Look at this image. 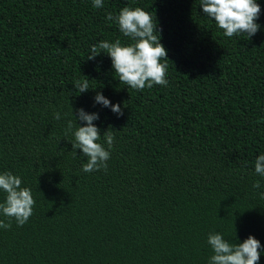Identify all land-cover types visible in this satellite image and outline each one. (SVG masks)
I'll use <instances>...</instances> for the list:
<instances>
[{"label":"trees","instance_id":"obj_1","mask_svg":"<svg viewBox=\"0 0 264 264\" xmlns=\"http://www.w3.org/2000/svg\"><path fill=\"white\" fill-rule=\"evenodd\" d=\"M103 3L0 0V173L20 176L36 202L25 225L0 228V264H208L209 233L254 236L264 264L254 166L264 154V0L251 39L225 37L201 0ZM126 6L158 22L166 87L133 90L107 55L87 59L99 41L131 43L106 20ZM83 76L92 81L79 94ZM97 92L123 116L94 104ZM71 107L98 113L101 136L113 132L107 171L83 172L87 158L65 135Z\"/></svg>","mask_w":264,"mask_h":264},{"label":"clouds","instance_id":"obj_2","mask_svg":"<svg viewBox=\"0 0 264 264\" xmlns=\"http://www.w3.org/2000/svg\"><path fill=\"white\" fill-rule=\"evenodd\" d=\"M92 7L99 9L104 7L103 0H92ZM203 13L211 19L218 29L223 30L225 37L246 35L248 39L255 36L260 30L256 23L259 19L261 8L257 0H201ZM106 20L118 25L119 31L131 43L126 45L120 39L115 42L107 40L90 45L87 59L95 60L101 53L107 55L112 62L114 74L119 77L120 84H124L133 90L142 91L151 89L155 85H168V58L167 50L160 42L162 37L158 29V22L153 19L149 11L140 7H123L118 15L108 13ZM163 61V62H162ZM77 80L74 83L79 94L90 90L88 77ZM94 104L102 105L116 114L123 116L120 104L113 105L111 101L97 92ZM75 111V116L73 112ZM73 120L67 121L65 135L72 133L74 153L79 149L87 158L83 165V172L91 173L101 169L107 171V161L110 159V149L114 143L113 132L107 130L101 136L100 129L94 124L99 119L98 113H87L83 108L71 107ZM54 119L60 120L61 114L56 112ZM79 120L84 126L77 124ZM75 129V130H74ZM74 130V131H73ZM103 138L107 143V149L98 141ZM255 173L264 177V154L259 155L255 162ZM22 179L10 171L0 173V190L6 195L0 203V228L10 229L12 220L18 227L25 225L33 215L35 200L30 188L22 187ZM260 182L253 184V188H260ZM264 195V194H262ZM207 244L212 250L208 264H259L261 256V243L254 236L249 235L242 243H232L222 234L209 233Z\"/></svg>","mask_w":264,"mask_h":264}]
</instances>
